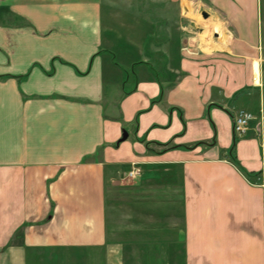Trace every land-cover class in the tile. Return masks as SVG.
Returning <instances> with one entry per match:
<instances>
[{
  "label": "crops",
  "instance_id": "1",
  "mask_svg": "<svg viewBox=\"0 0 264 264\" xmlns=\"http://www.w3.org/2000/svg\"><path fill=\"white\" fill-rule=\"evenodd\" d=\"M70 261L264 264V0H0V264Z\"/></svg>",
  "mask_w": 264,
  "mask_h": 264
},
{
  "label": "built area",
  "instance_id": "2",
  "mask_svg": "<svg viewBox=\"0 0 264 264\" xmlns=\"http://www.w3.org/2000/svg\"><path fill=\"white\" fill-rule=\"evenodd\" d=\"M251 115L241 111L239 112L234 118H233V132L236 135H244L247 127L249 125V122L251 121ZM141 168L138 164H133L129 168V170L125 173L123 179L127 181H132L134 179H137L141 175Z\"/></svg>",
  "mask_w": 264,
  "mask_h": 264
},
{
  "label": "trees",
  "instance_id": "3",
  "mask_svg": "<svg viewBox=\"0 0 264 264\" xmlns=\"http://www.w3.org/2000/svg\"><path fill=\"white\" fill-rule=\"evenodd\" d=\"M235 144L236 141H233L232 147L229 151V153H227V157L230 159V161L241 171H243V169L241 168V166L239 165V163L237 162V159L234 155V148H235ZM255 175H259V173H256Z\"/></svg>",
  "mask_w": 264,
  "mask_h": 264
},
{
  "label": "water",
  "instance_id": "4",
  "mask_svg": "<svg viewBox=\"0 0 264 264\" xmlns=\"http://www.w3.org/2000/svg\"><path fill=\"white\" fill-rule=\"evenodd\" d=\"M126 138H127V134L124 132V133H123V136H122V138H121V141H124Z\"/></svg>",
  "mask_w": 264,
  "mask_h": 264
},
{
  "label": "rangeland",
  "instance_id": "5",
  "mask_svg": "<svg viewBox=\"0 0 264 264\" xmlns=\"http://www.w3.org/2000/svg\"><path fill=\"white\" fill-rule=\"evenodd\" d=\"M69 264H73V262L70 261ZM74 264H75V263H74Z\"/></svg>",
  "mask_w": 264,
  "mask_h": 264
}]
</instances>
